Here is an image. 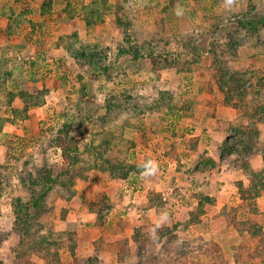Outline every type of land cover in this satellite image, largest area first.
I'll use <instances>...</instances> for the list:
<instances>
[{
  "label": "rangeland",
  "instance_id": "rangeland-1",
  "mask_svg": "<svg viewBox=\"0 0 264 264\" xmlns=\"http://www.w3.org/2000/svg\"><path fill=\"white\" fill-rule=\"evenodd\" d=\"M90 1L93 0H70L74 8L67 4L66 0H54L52 8L56 13L61 12L60 17L56 15L54 18V16L49 17L38 13L39 0H0V20H6L7 25L11 30L13 29L14 33L25 32L26 29H29L27 32L32 35L33 39L35 38L33 36L44 33L45 37L43 35L42 43L38 41L40 39L37 37L36 40L39 43L40 51L46 53L52 48L51 44L45 46V41L49 36L47 33L52 32L47 30L51 24L54 25L64 18L62 27L69 28L71 25L68 19L73 20L77 14L80 15L81 12L78 9ZM100 1L98 0L97 3ZM104 1L110 11L105 12L103 23L99 25L98 30H92L90 35L91 40L106 44L110 41L111 44L113 43V46L109 44L112 49L108 53L107 59V61L109 60L108 65L111 63L109 65L110 73H106V77L102 76L99 80L90 77L91 81H87V87L81 83L82 74L78 73L81 77L79 82H76V77H71V79L67 77L69 65L64 62L65 60H59L63 62V65L57 60L59 65H56V61L54 62L50 55H47L48 58L37 57L33 61L25 60L22 63L13 54H8L7 50L0 51L1 56H4L5 59L0 56V72L3 73L6 70L10 74L6 78V89L0 90V120H6L0 128V164L3 166L0 173L4 179L3 185L0 183V261L2 264H53V262L56 263L54 260L56 258L51 255L50 259L47 254L54 246L67 245L66 235L63 236L62 232L76 231L80 228L85 241L89 237L92 238L100 234L97 231L98 228H94V222L86 221V217L82 219V210L79 214L72 216L74 221L62 222L68 215L66 205L72 200L73 202L80 200L83 203L88 200L92 201L96 194L103 192L106 201L100 211L103 214H109L113 206L112 191L107 187H105V191L97 189L94 192L99 191L94 194H91L93 191L89 190L85 197H81L82 195L79 193L81 189L73 187L76 179L79 178L77 177L78 172L83 174L91 166H94L95 161L92 160L94 153L92 154V152L100 151L104 155L108 150L105 144H100L105 139L104 137H94L100 133L99 124L105 119L93 116L88 124L83 125L91 114L104 113V115L102 114L104 118L117 116L119 108L127 105L128 124L135 125L139 120L137 115H140V110L136 106L144 105L147 99H152L159 91H168L177 102L178 108L185 110V114H190L189 108L192 107L194 108L193 113L200 109V115L205 113L213 117L211 119L215 122V128L224 132L226 136V147L232 149L230 152L224 151L223 153L227 163L233 161L230 164L234 163V165L238 164L242 167V164L248 161L247 156L258 157V160L254 158L255 160L251 161L252 168H256L255 166L262 162L260 160L264 151V28H259L257 32L249 31L244 27V22L251 17L264 16V0ZM75 3L76 5H74ZM65 8L69 11L73 9L74 12L71 11V15L63 13L61 10ZM178 12L180 14H177ZM125 28H127L126 34ZM83 38L85 37H79L81 41ZM8 48L11 49V45ZM134 53L143 55L139 56L137 61H133ZM59 54L67 60L70 59L68 56ZM149 54L153 55L149 57ZM214 65L217 77H220L219 67L223 65L232 72L242 74V79L246 78L244 88L241 89L243 95L237 97L235 92L223 90L222 83L218 82V78L212 77L211 68ZM156 68L158 71L154 73ZM88 69L90 70V68ZM75 70L76 73L80 71L78 67ZM64 77L70 83L73 79L76 84L74 90L78 89L80 84L85 87L87 96L85 100L80 98V101L75 96V99L78 100L75 103L85 104L83 114L81 112L72 113L69 109L58 105L55 109L48 107L46 111L30 108L25 113L16 112L13 122L7 121L12 116L6 103L9 99L7 91H10L11 94H15L17 91H24L28 94L40 92L42 96H38L37 102H40L42 97L45 101L48 92L44 91L48 86H51L52 81L61 82ZM115 82H117V86L124 83L126 89H121V92L115 90L116 93L113 91L108 93L109 97H114L112 99H115L113 101L118 107V110H112L111 115H108L109 111H105L107 107L106 93L109 86L115 85ZM233 85L234 83L231 81L229 86ZM127 93L128 101L122 96ZM18 98H15L11 104L16 108H21L23 104ZM84 114L86 115L84 116ZM153 114L152 122H156L162 117L161 113ZM144 116L143 118H145ZM122 117L124 118L120 115L119 121L116 119V124L108 122L107 130L116 134L120 133L119 125L123 122ZM64 118L71 120L68 123L70 125L68 134L74 138L73 141L69 138L65 146H71V151L78 157L70 165H67L69 163L67 161L62 162L60 153L58 159L55 157L57 154L55 148H49L51 145L49 137ZM33 120H35V124ZM244 126L258 128V134L251 138L255 142L252 146L246 141L243 142L248 139L241 134V128ZM153 128L142 127L144 134L153 135L164 132V136L174 135L170 129L165 132L163 129L158 131L159 128ZM128 129L125 130L128 135L134 136L135 134L132 133L129 126ZM81 131L83 134H88L86 136V139L89 138L88 141H83L85 137L82 136ZM179 134L176 135H185L183 132ZM128 140L130 139L125 141L122 138L117 142V145L121 148L122 156L127 160L126 163L130 164L135 157L131 156L132 151H129ZM169 145L168 143L167 146ZM123 147H127L126 157ZM103 155L101 157L98 155L96 160L97 163L105 167ZM47 167H51L53 175L67 170L63 178L68 183L63 185L60 181H56L43 199L44 206L36 211H31V209L30 218L26 220L23 213L16 209L17 206L27 202L30 198L27 186L22 184V178L30 182L34 177H42L48 171ZM99 170L102 171L101 168ZM18 177L20 179H17ZM112 177L120 179L114 174ZM130 178L121 182L123 184V194L119 197L121 214L127 213V210L125 211L127 203L128 208L130 205L132 207L131 211L128 209V213L132 212V204H137L136 200L140 197L143 189L139 176L135 181L132 180V182L138 183L136 184L137 188H130L131 185L128 184ZM259 204H261L260 206L264 205L261 201ZM167 207V212L166 209H162V215L156 221V224H160L157 229L164 233H170L180 223V230H187L184 234L187 236L186 238L181 233V237L176 240L177 234H168L164 243L156 249L155 240L141 239V235L137 234L135 237L136 247L130 249L128 240L119 239L118 241L114 238L111 223H103L106 231L102 238L95 241L94 245L87 244L86 247L80 248L81 252H76V255L88 257L93 262L92 264H192V262L197 264H264L261 257L253 256L251 251L256 245L261 246L258 239H249L245 232L244 234L237 233L231 223L225 224L217 221L213 230L219 228L220 230L217 231L219 234L211 231L210 238H214L204 241V237L196 234L197 227L184 228L188 221L183 222L184 224L178 223L169 212L170 207ZM256 207L258 209L257 220L264 227V209H259L257 202ZM207 208L211 209V207ZM227 208L230 212L228 217L230 220L233 216H236L237 219L247 217V214H244L247 213V210L243 209L242 202ZM232 208L237 210L235 211L236 215H233ZM243 214L244 216H242ZM121 221L125 222L122 219ZM133 221L134 218L129 225L126 224L128 228L134 224L135 227L139 226L136 227V230L141 231V225L146 226V223H134ZM120 225L124 224L120 223ZM151 230L145 227V231H141V233L145 234ZM50 231L52 233L47 235V232ZM208 234L210 231L206 235ZM97 243L102 251L101 254L95 253ZM76 249H78L77 246ZM60 256L59 264H72V259L66 250L61 251ZM174 259L179 261L174 262Z\"/></svg>",
  "mask_w": 264,
  "mask_h": 264
},
{
  "label": "crops",
  "instance_id": "crops-1",
  "mask_svg": "<svg viewBox=\"0 0 264 264\" xmlns=\"http://www.w3.org/2000/svg\"><path fill=\"white\" fill-rule=\"evenodd\" d=\"M52 11L55 12V9L52 8ZM39 12L40 8L38 7V13ZM76 16L77 17H75L73 20L68 19V22L71 25L69 28L62 27V23L65 21L64 18H61V21L57 20L58 22H56L54 25L51 24V27L47 30H51L52 32L47 33V36L48 34L49 36L45 41V46L51 44L50 47L52 48L49 52L46 53L40 51V49L38 48V41L40 43L43 42V38L45 37L44 33L39 34V36H33L35 37L34 39L32 38V35L27 32L29 31V29H26L25 32L20 31V33H14L13 29L11 30L9 28L10 26L7 25L6 20L1 19L0 51L7 50L8 54H13L16 59L20 60L22 63L25 60L33 61V59H37V57L48 58L47 55H50L51 60H53L54 62L56 61V65H59L57 60H65L64 62H67V65H69V69H67V77L71 79V77H77V75L82 74L81 76L83 80L81 83H84V86L87 85V81H91L89 79L90 77H95V80H99L102 76L106 77L105 74L110 73L109 71L106 73H99V71L97 70L90 71L92 69L89 70L88 66L78 67L73 58H71V56L66 52L64 47L58 44V39L60 36H67L74 31L77 32V35L80 38L85 37L82 39V41L95 42V40H91L90 33L92 32V30H98L97 28H99V25L101 24L86 28L84 22L81 19V16L79 14H77ZM36 37L40 40L37 41ZM100 43L112 49L111 46H113V43L111 44V41L108 44H106L105 42ZM109 44L111 46H109ZM9 45H11V49L8 48ZM59 53L65 55L66 57L68 56L70 59L67 60ZM108 62L109 60L107 61V63ZM59 63L63 65V62L59 61ZM53 66L55 67V65ZM77 67L80 69V71L76 73L75 69ZM94 73L96 75H94ZM62 80L63 81L61 82L58 80L52 81L53 83L51 84V86H48L46 91H44L48 92L46 93L47 97L45 98V101L41 105L32 107V110L40 109L42 111H46L48 107L55 109L58 107V105H60L63 108L65 107L69 109V111H71L72 113L81 112L83 114V112H85V104H83L82 102H80L79 104H77V102L75 103V101L77 100L75 99V96L77 94L74 93V89L76 88V86L74 85L75 82H73L72 79V82L70 83L68 80H66L65 77ZM84 92L86 93V91ZM85 93L84 95H82V97H77L79 99L84 98L85 100V98L87 97ZM193 110L194 108L191 107L189 108L190 114L176 113L173 115L175 116V118L174 120H172L173 124L172 130L170 132L174 133V135L164 136V132H158L157 134L153 135H139L137 132H132L135 135L130 137L131 135L129 136L128 132L125 131L129 130L128 127L124 126V129L121 130L118 134L114 132H112V134L99 133L100 135L98 134L94 136L97 138H99V136H105L104 138L110 141H114L118 139V137H122L123 139H125V141H127V139L129 138L134 143L129 151H132L131 156L132 158H135L131 160L130 164H137L139 171L138 173H130L128 178L139 176L142 181L143 189L141 190L140 197L136 200L137 204H132L133 209L130 214L128 213V211L127 213H120L121 210L119 208V203L121 202L119 197H121V195L123 194V184L121 182L125 179L112 177V174L114 173H110L109 171H101L97 168L92 167L84 172L83 178L76 179L73 186L75 189H81L79 191V193L82 195L81 197H85V194H88L89 190H92L93 192H91V194H94L99 190H104L105 187L111 189V195L114 200L112 202V208H109L110 213L106 214V223L112 224V232L116 240H128V247L130 249L136 247L135 237L137 234L141 235V239L155 240V244H157L156 249L159 248L160 244L162 245L164 243L167 234H177L176 240L181 237V233L184 235L187 230L185 229L181 231V225L179 222H182L181 224H184L183 222L189 221V212L195 209L198 202L201 201L202 196L205 195L214 198V203L212 205L204 204V212L201 213L198 217L199 223H187L186 227L184 228H192L193 226L197 227L196 234H200L202 237H204V241H210L212 238H214H210L212 235L211 231H213V233H218L217 231L220 230L219 228H214L213 230L216 222L220 221L227 224L226 218L221 215L222 208L231 207L236 205V203L241 202L238 196L236 182H241L246 186L248 183V179L242 168L238 164H230V162L232 163L233 161L227 163L226 156H224V152L222 150L223 143L227 140L224 132H221V130L215 128V122L212 121L211 118L213 117H211L210 114L204 113L200 115V109L197 110L198 112L196 113H193ZM85 115L86 114H84V116ZM93 116L96 117L99 116V114H91V116L87 117V119L84 121L83 125L85 126L86 124H88L89 121L93 119ZM153 117L154 114H145L142 127L151 129L155 127L159 128L158 131L160 129H163L164 131L166 126L170 124L168 123L169 120L166 121V119H162V117L160 118L161 120L157 119L156 122H152L151 119ZM34 121L35 120H33V123ZM180 132H183L185 135L177 136L176 134H179ZM80 139L82 138L80 137ZM88 139L89 138H84L83 141H88ZM168 143L170 144L169 146H167ZM58 154L59 150L57 151V154L55 156L57 157V159L59 157ZM231 154L233 155L234 153ZM254 158L258 160V157L256 156H247L248 162L252 166L253 164H251V161ZM206 159L213 161L214 165H211L210 163H204V160ZM261 164L262 162L259 163V165L255 166L256 169H259L261 167ZM130 182L138 184L130 180L128 182L129 185ZM97 189L99 190L97 192H94ZM153 194L156 196V200L154 201L151 198ZM129 201L134 202L135 200ZM260 201L264 203V195L256 199L258 208L264 209V205L260 206ZM89 202L90 200L84 203L80 200H75L74 202L73 200L72 202L69 201L66 205L68 215L62 222L69 223L70 221H74L72 220V216L74 214H79L80 210H82L83 212L82 219L83 217H86V221L94 222L95 216L88 210ZM83 206L85 207L83 208ZM167 206L170 207L169 212L172 213V217H175L179 225L171 230L170 233H162L157 229L158 227H160V224H156V221H158L159 217L162 215V209H166L165 211L167 212ZM207 207H211V209ZM131 208L132 207L130 205V211ZM126 210H128V203L125 204V211ZM132 217L134 218V223H146V226L141 225L142 232L145 231V227L146 229H152L153 231L151 230L150 232H145V234H142L141 231L136 230V227L139 226L137 225L135 227L133 226L134 224H132L128 228L129 223H131L130 221H132L133 219ZM121 219L125 220V222H122ZM120 223H123L124 225L121 226L122 224L120 225ZM127 223L128 225H126ZM94 228H98L97 231H99L100 234L92 238H87V241H85L84 239L82 230L80 228L76 229L78 233V249H76L77 253H80L82 250L80 248L86 247L87 244L94 245L93 243L100 237L102 238L103 234L106 231V228L104 226H94ZM209 231L210 234L206 235ZM186 237L187 236L184 235V238ZM101 252L102 251L99 250V254H101ZM111 259L113 261V258Z\"/></svg>",
  "mask_w": 264,
  "mask_h": 264
},
{
  "label": "trees",
  "instance_id": "trees-1",
  "mask_svg": "<svg viewBox=\"0 0 264 264\" xmlns=\"http://www.w3.org/2000/svg\"><path fill=\"white\" fill-rule=\"evenodd\" d=\"M53 1L54 0H39L40 15H47L49 17L54 16V18L56 17V15L59 17L61 16L60 15L61 12L56 13L52 11ZM66 1H67V4L71 5V7H74L72 6L73 3H71L70 0H66ZM97 1L98 0H93L92 2L90 1L88 4H86L85 6H81L78 9L81 12L80 16L86 28L94 27L96 25L103 23L102 21H104V17L106 16L105 12L110 11V8L108 7V5H106L104 0H101L99 2L100 4L97 3ZM74 5H76V3ZM81 8L82 10H80ZM70 10L74 12L73 9H70ZM61 11L63 13L65 12L70 15L72 14V12L69 11L67 8ZM244 27L249 31L257 32L259 28H264V16L251 17V19L246 20L244 22ZM124 31L126 34L127 28H125ZM58 44L64 47L66 52L71 56V58H73V60L75 61L78 67L88 66V68L92 70L96 69L97 71H99V73H106L110 70L109 69L110 66L108 65V63L107 64L105 63L108 59V55H109L108 53H110L111 51V48H109L108 46H104L103 44L97 41L95 42L81 41L76 31L72 32L71 34L67 36H60L58 39ZM234 45L236 44L234 43ZM130 47L132 49L131 45ZM142 55L143 54L137 55V53H134L132 60L133 61L136 59L138 60L139 59L138 57ZM152 55L149 54V57H151ZM0 56H1V53H0ZM2 57L4 59V56H1V58ZM157 71H158V68L154 69L153 72L155 73ZM211 72H212V77L214 76V78H218V82L222 83L223 90L226 89L224 90L225 92H235V95L237 97H240L241 95H243L241 92V89L244 88V80H246V78L242 79L241 78L242 74L232 72L226 66H223V65H220L219 67L220 77L219 76L217 77L215 65L211 68ZM9 75H10L9 72L6 70L3 73L0 72V90L6 89L5 82H6V78ZM80 78L81 77L78 75L76 77L77 79L76 82H79ZM231 81L234 83L233 86H229ZM123 84L124 83H122L121 86H117L118 84L117 82H115V85L109 86V89L106 93V101H105V103H107L106 104L107 107L105 111H109L108 115H111L112 110H118V107H116L115 101H113L115 99H112L114 97H109L108 93L110 91H113V93H116L114 92L115 90H120L121 92L122 91L121 89H126V85H123ZM84 89L85 87L80 84V87L76 89L74 93L77 94L76 96H82L85 93ZM39 93L40 92H37L36 94H28V93H25L24 91H17L15 92V94H11L10 91H7V98L9 99L6 103L8 104V107L10 108L11 115H12L11 119L7 121H9L10 123L13 122L14 120L13 116L16 115V112L25 113L28 111V109L41 105L44 102V99L42 97L40 102H37L38 96H42L41 93L40 94ZM122 96L125 100L128 101V93L122 94ZM15 98H18L20 101H22L23 106L21 108H16L12 106L11 103ZM136 107L139 108L140 115H137L138 116L137 118L139 120L137 124L135 125L128 124V110H127L128 106L127 105L121 106V108H119L120 111L118 113L119 115L117 114V116L115 115L112 117L106 116V118H104L103 117L104 113H100L98 116L99 119L100 118L105 119V120H102V122H100L99 124L100 134L102 133L112 134V132L107 130V128H109L107 123L111 121V123L116 124L117 123L116 119L119 121L120 115H121V116H124V118L122 117L123 122L120 123L119 125L121 127V130L124 129L123 128L124 126L125 127L129 126L132 132H137L139 135H144V131L142 129V125L144 123L143 116L145 114H153V113H161L162 119L164 118L166 119V121L169 120L168 123L170 124L167 125L168 127L166 126L164 131L166 132L167 129H170L171 131L172 124H173L172 120H174L175 118V116L173 115L176 113H179V114L185 113V110L178 108L177 102H175L174 97L168 91H162V92L159 91L157 92V95L155 97H153L152 99H147L144 105L138 104V106ZM133 111L135 110L133 109ZM5 121L6 120L4 119L0 120V123H1L0 128L2 127V124ZM69 122H70L69 119L64 118L61 124H59V126L55 128L53 134H51L49 137V143H51L49 148H55L56 152L59 150L62 162L64 161L69 162L67 165H70L71 163L74 162L75 159L76 160L78 159L77 155H75V153L71 151L72 149L71 146H65L69 138L72 141L74 140V138L68 134V128L70 126L68 124ZM140 124L142 125L139 126ZM241 134L245 135L246 139L248 137V139L243 140V142L246 141L247 144L252 146L254 145L255 142H253L251 138L253 135L256 136L258 134V128H255L253 126H244V128L243 127L241 128ZM118 141H120V139L110 141L105 138L100 144H105L108 150L104 155L100 151L92 152V154L94 153L92 156V160L95 161V164L94 166H91L90 168L92 167L97 168V169L101 168L102 171H109L110 173H114V175H116L117 177L124 178V179L128 178L130 173H138L139 168L137 164L126 163L127 160L123 158L122 150L117 145ZM128 141L130 144L129 148H131L134 145V143L131 140H128ZM263 146H264V141H263ZM222 148H223L222 149L223 152L224 151L230 152L232 150L226 147V142L223 144ZM122 149L125 150L124 153L126 157L127 147H123ZM98 155H100V157L103 155L104 157L103 162L104 164H106L105 167L102 166L100 163H97L96 159ZM261 161H262V166L259 169L252 168V166L250 165L248 161L243 163L241 168L248 179V183L246 186H243L241 182H236L238 194L242 202L243 209L247 210V213L246 212L244 213V214H247V217L245 216V217H242L241 219H237L236 216H233L232 219L230 220L228 219L230 212L228 208L226 209V207L222 208L221 215H223L226 218L227 224L231 223L232 226L234 225L233 227H235L234 229L237 231V233L244 234L245 232L248 235L249 239H254V238L258 239L259 245L261 244V246L256 245L251 251H252L253 256L255 255L260 256L262 259V262L264 263V241H263L264 240V227L261 224H259V221L257 220L258 209L256 207V202H255V200L258 197L264 195V151L262 153ZM204 163L206 164L210 163L211 165H214V162L209 159L204 160ZM2 168L3 166L0 164V170ZM47 169L48 171L44 175L42 174L43 175L42 177H39V178L34 177L33 179L30 180V182L22 178V184L23 185L25 184L27 186L26 188L30 193V198L27 202H24L23 204H20L19 206H17L16 209H18L19 212L23 213V216H25L26 220L30 218L31 211H36L41 206H44L43 199L45 195L47 194V192L54 186L56 181H60L61 184L63 185H66L68 183L66 182V179L63 178L67 170H65V172H63L62 170V172H60L59 174L53 175L51 167H47ZM77 177L83 178L84 173L82 174L79 171L77 174ZM132 178L130 179L135 180L136 177H132ZM17 179H20V178L18 177ZM3 182H4V179L2 177V174L0 173V183L3 185ZM43 186L45 187L42 190ZM151 198L153 199V201L156 200V196L154 194L151 196ZM105 201H106V196L105 194H103V192H101V194L100 193L96 194L95 199L92 201L90 200L88 204L89 212L94 214L95 216L94 226L101 227L103 223H106V214H103L100 211L101 207L105 205ZM213 203H214V198L206 196V195L202 196L201 201L198 202L195 209L189 212L188 223H194V224H196L197 222L199 223L198 217L201 213L204 212V207H203L204 204L212 205ZM232 210H233V215H236L235 211L237 210H235L234 208H232ZM244 214L242 216H244ZM49 233H52V232L51 231L47 232V235H49ZM77 234H78L77 231L62 232L63 236L66 235L67 245L63 244V246L61 245L60 247L54 246V248H52V250L49 251V253L47 254L50 259H51V255H53V257L56 258L54 259L56 263L53 262V264H59L60 259H61L60 252L63 250H66L68 252L69 256L72 259V264H92L93 263L88 257H79L76 255L75 250H76L77 240H78ZM51 245L53 246V244ZM99 250H100V247L97 243L95 253L99 254ZM119 256L121 255L119 254ZM178 261L179 260H175L174 262H178ZM0 264H2L1 261H0ZM192 264H197V263L192 262Z\"/></svg>",
  "mask_w": 264,
  "mask_h": 264
},
{
  "label": "built area",
  "instance_id": "built-area-1",
  "mask_svg": "<svg viewBox=\"0 0 264 264\" xmlns=\"http://www.w3.org/2000/svg\"><path fill=\"white\" fill-rule=\"evenodd\" d=\"M82 132V136H84L85 138H86V136H88V134H83V131H81ZM130 188H132V189H135V188H137L136 187V184H134V183H130ZM129 209V208H128ZM128 211V210H127Z\"/></svg>",
  "mask_w": 264,
  "mask_h": 264
},
{
  "label": "clouds",
  "instance_id": "clouds-1",
  "mask_svg": "<svg viewBox=\"0 0 264 264\" xmlns=\"http://www.w3.org/2000/svg\"><path fill=\"white\" fill-rule=\"evenodd\" d=\"M177 14H180L179 12Z\"/></svg>",
  "mask_w": 264,
  "mask_h": 264
}]
</instances>
